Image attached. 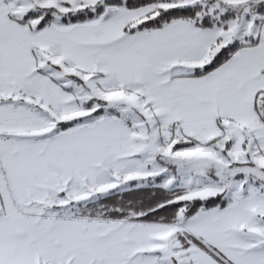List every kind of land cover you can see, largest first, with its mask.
I'll list each match as a JSON object with an SVG mask.
<instances>
[{
  "label": "snow or ice",
  "instance_id": "6c2138e0",
  "mask_svg": "<svg viewBox=\"0 0 264 264\" xmlns=\"http://www.w3.org/2000/svg\"><path fill=\"white\" fill-rule=\"evenodd\" d=\"M0 264H264V0H0Z\"/></svg>",
  "mask_w": 264,
  "mask_h": 264
}]
</instances>
